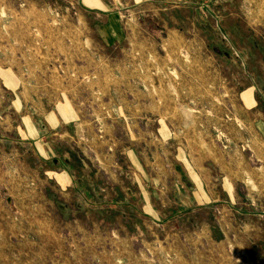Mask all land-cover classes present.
Segmentation results:
<instances>
[{"label": "rangeland", "instance_id": "rangeland-1", "mask_svg": "<svg viewBox=\"0 0 264 264\" xmlns=\"http://www.w3.org/2000/svg\"><path fill=\"white\" fill-rule=\"evenodd\" d=\"M102 1L103 14L119 17L121 43L104 45L105 20L87 15L80 0H0V72L39 81L27 87L81 80L74 100L89 123L85 139L115 154L112 165L84 161L73 144L66 160L63 138L35 146L37 129L24 139L9 123L3 128L1 118L30 125L37 108L22 102L23 82L18 91L17 81H0V264H264V0ZM87 40L90 48L79 46ZM180 141L235 183L239 198L200 216L218 234L217 216L230 229L225 257L131 241L113 225L119 213L111 203L133 196L55 180L68 171L81 186L88 163L102 171L100 181L110 169L133 187L143 168L149 178L169 170L162 158L185 149ZM136 196L141 208L152 195Z\"/></svg>", "mask_w": 264, "mask_h": 264}, {"label": "crops", "instance_id": "crops-1", "mask_svg": "<svg viewBox=\"0 0 264 264\" xmlns=\"http://www.w3.org/2000/svg\"><path fill=\"white\" fill-rule=\"evenodd\" d=\"M80 1L87 15L105 20L104 26L99 30L104 35V45L121 43L123 30L118 23L119 17L103 14L106 5L103 4L102 0ZM87 29L90 30L89 27ZM92 44L91 40H87V42L81 43L79 46L88 45L90 48ZM34 80L29 77L25 79L20 75L16 76L8 70L0 72V81H8L9 83L13 81L15 85L16 81L18 82L17 90L20 89L23 82L24 94H22V97L24 98L22 102H29L37 108L34 111V120L29 117L28 122L30 125H26L25 121H22L23 128L14 127L10 123L11 121L1 118L3 128H7L8 126L6 127L5 125L9 123V128H16L21 138H23L21 133L25 134L24 139H27V135L31 136L32 132L34 133L33 130L37 129L38 131L34 135L36 136V141L32 142L35 146H37L36 142L44 141L49 135H57L58 138H63L66 148H70V150L65 149L63 153L66 160L73 158V144H75L82 150L85 157L84 161L103 160L108 165L115 163L114 153H99L91 149L89 146L91 141L85 139V135H87L89 130V123L86 122L82 111L74 100V98H78L82 81L71 78L65 80L67 83L63 84L61 82L58 83L59 81L55 79L52 81L56 82L54 84L40 86L36 83L26 86L27 81L39 82ZM42 92L47 93L50 97L48 96L47 99H44L41 96ZM4 114L5 111H1V117ZM248 118L250 119L251 117L247 116ZM160 125L163 126L162 124ZM165 129L166 127H162V130ZM258 129L264 143V120L260 122ZM40 136L41 138H39ZM166 142L167 139L163 141L162 146ZM178 144L179 146L182 144L183 148H185V144L182 141ZM186 150V148L178 147L176 154H167L163 157L162 160L169 162L171 168L163 171L157 178H149V174L143 168L140 174L137 175V181H133V187L124 186L120 176L110 169L103 170L107 180L100 181V178L102 179V175H100L102 171L92 172L89 169H85L84 166L88 165V163L81 169V178L84 179L81 186H78L75 181V175L68 171L64 174L55 173L57 175L55 180L56 183L64 181L66 183L65 189H121V192L129 193L130 196H133V199L131 197L123 203L115 201L111 203L114 206L112 210L119 213V218L113 225H117L119 232H125V235L131 241L143 245H149L150 243L153 245L164 244L170 250L178 253L198 249L201 255L207 258L225 257L226 252H228V243L232 239L229 234L230 229L228 228L227 232L221 223L218 222L217 216L215 218V226L219 230L218 234L212 224L204 222L200 216L202 211H210L215 215L219 209L225 210L226 207L228 208L226 204L233 203L236 198H239L238 191L235 189V183L231 181L226 173L219 174V172H224L223 170L220 171L212 164L210 166L202 164V160L192 154H188ZM128 153L133 157L132 151ZM45 154H50V158L53 160L56 159V155L51 152V149H49V154ZM106 154H108L107 161ZM40 157L43 160L49 159V157H44L43 154H40ZM262 159L264 160V155ZM139 184H142L141 186L146 184L150 189H138ZM132 190H134L135 194ZM138 190H141V193L145 190L146 194L152 195L146 197V201L143 202L141 208H139V201L136 196ZM111 208L110 205L104 207L106 210H111ZM224 224L228 226L227 221H224ZM232 225V223L229 224V226ZM126 231L128 232L126 233ZM202 245L204 246L202 247Z\"/></svg>", "mask_w": 264, "mask_h": 264}, {"label": "built area", "instance_id": "built-area-1", "mask_svg": "<svg viewBox=\"0 0 264 264\" xmlns=\"http://www.w3.org/2000/svg\"><path fill=\"white\" fill-rule=\"evenodd\" d=\"M231 108V107H230Z\"/></svg>", "mask_w": 264, "mask_h": 264}]
</instances>
